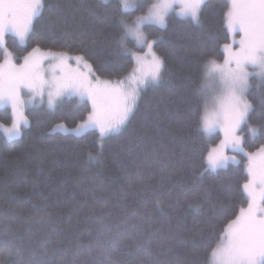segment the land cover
<instances>
[{
  "label": "trees",
  "instance_id": "obj_1",
  "mask_svg": "<svg viewBox=\"0 0 264 264\" xmlns=\"http://www.w3.org/2000/svg\"><path fill=\"white\" fill-rule=\"evenodd\" d=\"M229 7V0H207L199 25L170 15L165 28L146 27L166 82L142 91L131 123L118 133H52L55 124L76 125L89 113V103L76 97L54 110L29 111L31 126L20 138L0 131V264H207L227 223L247 204L244 165L208 169L211 140L198 130L204 105L196 90L205 89L208 61L224 57ZM116 8V0H44L25 49L83 54L98 74L124 78L135 60L116 45ZM134 14L125 17L132 21ZM92 40L100 43L93 48ZM11 46L21 49L16 40ZM251 85L256 125L264 82L253 76ZM157 102L158 113L145 112ZM177 108L182 122H170ZM190 202L201 204L199 213ZM98 216L120 226L113 242ZM59 241L68 250L52 256Z\"/></svg>",
  "mask_w": 264,
  "mask_h": 264
},
{
  "label": "snow or ice",
  "instance_id": "obj_2",
  "mask_svg": "<svg viewBox=\"0 0 264 264\" xmlns=\"http://www.w3.org/2000/svg\"><path fill=\"white\" fill-rule=\"evenodd\" d=\"M116 2L114 15L121 29L116 45L122 53L134 57L136 62V66L125 78L127 84L125 80L115 83L100 80L84 55L71 57L65 52H42L36 47L23 56L22 63H14L13 54L6 47L5 35L11 32L21 43L25 42L31 31L33 18L41 14L44 3L43 0H0V47L4 48V61L0 63V106L9 105L12 109V127L4 129L10 137L19 136L21 124H27L22 111L25 96L29 97L28 102L37 98L43 102L46 96L49 107H54L65 95L79 96L81 101H91L92 111L78 125L77 131L95 127L104 135L128 127L139 106L142 91L166 82L164 60L153 51L156 41L148 39L142 25L165 26V17L174 5L179 6L181 16L190 17L199 25L200 11L205 0H155L147 6L146 11L141 7L143 0ZM129 10H138L143 14L129 21L125 17ZM225 18L227 29L234 37L233 44L238 47L225 44L223 64L209 60L205 65L206 74L216 78L218 87L210 95L203 85L196 90L204 105L198 130L207 134L218 128L223 133L219 146L208 154V168L226 167L229 160L239 163L235 156L225 155L227 149L241 152L247 157V181L242 186L247 197V208H241L235 219L227 223L209 252L207 264H264V145L255 152L246 151L245 138L241 134L248 131L252 137L264 135V110L259 113V123L251 124L249 118L253 104L247 99L252 88L249 78L256 76L264 82V0H230ZM237 34L238 40L235 39ZM128 37H134L136 44L146 46L147 53L139 55L132 52L127 47ZM99 43L100 41L92 40L91 46L95 48ZM73 59L76 61L75 68L69 64ZM81 64L88 69L87 72L80 69ZM260 103L264 106V96ZM159 107V102L155 107L146 105L145 112L158 113ZM182 116L181 109H174L171 111L170 122L180 123ZM137 138L145 139L143 136ZM167 166L165 164L161 171ZM99 187L102 190V186ZM189 208L199 213L201 204L190 202ZM97 222L102 231L109 233L107 242H113V228L118 229L120 226L106 223L103 216H98ZM63 244L64 241H59L51 250V255L55 256L61 251L66 253L68 249H62ZM76 244L80 247L83 242L77 240ZM43 255L47 257L49 250L45 249ZM40 264L52 262L42 259Z\"/></svg>",
  "mask_w": 264,
  "mask_h": 264
},
{
  "label": "rangeland",
  "instance_id": "obj_3",
  "mask_svg": "<svg viewBox=\"0 0 264 264\" xmlns=\"http://www.w3.org/2000/svg\"><path fill=\"white\" fill-rule=\"evenodd\" d=\"M206 1L207 0H205V2ZM154 2H155V0H143V2L141 4V7H142V9L144 11H146L147 6H149L151 3H154ZM43 3H44V0H43ZM201 9H202V7H201ZM42 12H43V9L41 11V14H42ZM128 12H135L134 17H133V20L135 19V17L137 15L143 14L141 11H138V10H129ZM40 15H38L37 17H34L33 18L32 26H31V31L29 32V34H28L25 42L21 43L19 41V39L13 33H11V32H9V33H7L5 35L6 47H7V50L13 54V62L14 63H16V64L22 63L23 62V59H22L23 56L27 55L29 52L32 51L33 48H29V49H25V48L28 45L29 37H30V34H31L32 30H33L34 23H35L36 19ZM170 15H175L176 17H178L180 19H191L190 17L181 16L179 14V6L178 5H174V7L169 10L168 15L165 17V21H166L165 26H159V25H156V24H145V25H142V29L144 30V32L148 36V33L145 30L147 26H156V27H159V28H165L167 26L168 17ZM128 38H129V44H127V47L130 48L132 50V52H135V53H137L139 55H145L147 53L148 50H147V47L146 46L136 44L134 37H128ZM148 39L149 40H154V39H152L149 36H148ZM233 39H234L233 34H231L229 32V41L226 44H230V45H232L233 48H236V47H238V45L237 44H233ZM235 39L236 40L239 39V34H237L235 36ZM14 40H16L18 42V44L20 45V48H21L20 51L14 49L11 46V43ZM34 48H36V47H34ZM39 48L41 49L42 52H48L49 51V49H44V48H41V47H39ZM50 51L51 52L58 53V51H52V50H50ZM223 51H224V57L222 59H215L214 58V59H211V60H216L217 63L223 64L224 58H225V55H226L225 50H224V47H223ZM67 54L69 56H71V57H75V56H78V55H83V54H70V53H67ZM148 58H150V57H148ZM85 60L89 64L92 65V63L90 61H88L86 58H85ZM134 60H135V58H134ZM3 61H4V48L3 47H0V63H3ZM69 64H71L72 67H74V68L76 67V61L74 59L73 60H70L69 61ZM130 64L131 65L129 66L130 68H129V71H128L127 75H125L124 78H117V79H108V78L104 77L103 75L98 74L95 71L93 65H92V69L95 72V76L96 77H99L100 80H107V81H110V82H113V83H115V82H117L119 80H125V83L127 84L128 82H127V80L125 78L132 71L133 67L136 66V62L134 63V65H132V63H130ZM80 69L82 71H84V72H87L88 71L87 68H84L83 64L80 65ZM249 71H252V69L249 68ZM206 72H207V70H206ZM252 77L249 78L250 83H251ZM257 80H258V82L261 81L258 77H257ZM217 87H218V82H217L216 78L215 77L208 76L206 74L205 91L210 95L211 92L213 90H215ZM74 97H76L77 99L80 100L79 96H67V95H65V96H62L57 101V103H56V105L54 107H49V105L47 104V97L46 96H45L43 102H41L39 100V98H37L36 100H33L31 102H28L29 101V97L25 96L24 97L25 104L23 106L22 111H23L24 116L27 119V124H23V123L21 124V127H20V135L19 136H11V137L4 131V129L5 128L12 127V123H13V119H14L13 113H12V109H11V107L9 105L0 106V125H3V127H0V131H2L4 133V135L6 136V138L8 140H13V139L20 138L22 136L24 130L28 129L31 126V119H30V117L28 115L29 111H31L32 109H35V108H39L41 106H45L46 108H49V109L54 110L57 107H59L63 102H65V101H71ZM247 99L249 100L248 94H247ZM86 101L90 105V111H89V113H90L92 111V104H91V101H88V100H86ZM249 102L251 103L250 100H249ZM5 109H9L10 110V112H8V114H7V115L10 116L9 118L4 113ZM89 113L86 115V117L83 120L79 121L76 125H69L66 122H59V123L55 124L52 127L51 132L52 133L60 132V133H64V134H72V135L80 136V135H82V134H84V133H86V132H88L90 130H98L99 131V129L98 128H95V127L83 128V129H80L79 131L76 130L77 127H78V125H80L84 120L87 119ZM250 116H251V113H250ZM249 122H250V118H249ZM115 133H118V132H115ZM115 133H106L104 135H107V134H115ZM241 134L245 138V141L244 142H245V150L246 151L255 152L261 145H264V143L259 140L260 134H258L256 137H252V134L250 132H248V131H244ZM206 137L211 140L210 141V147H209V150H208V153H207V157H208V154L212 151V149L213 148H216L217 146H219L220 141L223 139V133L217 128L213 132L207 133L206 134ZM225 155L235 156L236 157V160L239 161V163H236L234 161L229 160V161L226 162V167H221V168H216V169L208 168V169H210L211 171L216 172V171H219V170L227 169L230 165H238V164H243L244 165V168L246 169V165H247V162L248 161H247V157L244 156L243 153L238 152V151H232L231 149H227L225 151ZM207 157H206V164H207ZM207 167H208V165H207ZM246 175H247V173H246ZM245 197H246V195H245ZM246 200H247V197H246ZM242 208H247V204L245 206H243Z\"/></svg>",
  "mask_w": 264,
  "mask_h": 264
}]
</instances>
